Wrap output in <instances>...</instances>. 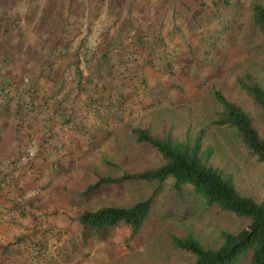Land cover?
Returning a JSON list of instances; mask_svg holds the SVG:
<instances>
[{
	"label": "rangeland",
	"instance_id": "374dc122",
	"mask_svg": "<svg viewBox=\"0 0 264 264\" xmlns=\"http://www.w3.org/2000/svg\"><path fill=\"white\" fill-rule=\"evenodd\" d=\"M254 3L264 0H0V45L14 46L12 70L21 79L35 77L38 58L44 62L63 26H69L63 41L69 47L60 60L63 68L67 65L65 85L76 81V60L82 64L100 56L107 48L101 44L112 37L116 48H108L114 51L109 59L123 66L128 53H134L130 68H138L129 71L132 89L120 97L108 129L89 132L87 155L58 165L51 175L57 180L53 203L39 217L23 213V222L19 211L7 213L27 235L8 239V232L3 233L0 264H194V255L177 249L175 238L191 236L218 249L225 233L249 225L247 219L208 207L190 188L175 191L171 181L104 187L87 198L83 193L99 176L118 178L162 163L153 148L134 141L130 128L154 135L171 131L179 139L191 128L193 134L206 130L207 142L216 147L214 164L233 175L243 196L264 200V163L229 129L214 125L222 110L214 92L221 90L249 113L264 138V111L236 85L239 75L253 71L264 86V41L252 26ZM142 32L149 40L133 44ZM148 198H153V208L136 234L125 225L97 232L80 223L85 211L127 208ZM35 222L40 229L33 228ZM30 236L37 237L32 241Z\"/></svg>",
	"mask_w": 264,
	"mask_h": 264
},
{
	"label": "trees",
	"instance_id": "16d2710c",
	"mask_svg": "<svg viewBox=\"0 0 264 264\" xmlns=\"http://www.w3.org/2000/svg\"><path fill=\"white\" fill-rule=\"evenodd\" d=\"M44 21L45 19H41V24ZM66 21L63 19V22ZM251 21L252 26L264 41V4L254 3L252 5ZM67 29L69 30V26H63L56 42L48 48L44 62L43 58H38L40 61L34 68L36 72L34 78L21 79L17 77L12 70L16 56L14 46L7 42L4 46L0 45V116L12 115L17 120L18 128L26 132L23 135V144L35 136L34 132L26 130L29 129L30 117L43 118L50 109L47 103L38 109L35 100H33L41 87L40 81L42 79L49 80L50 84L58 89V92H61L65 86L64 64L60 60L65 58L64 54L69 47V42H63L64 39L67 41L65 35ZM8 33L10 32L6 29L5 35ZM148 37L147 33L142 32L138 36H134L132 42L144 45L149 40ZM114 38H109L106 41L107 44L102 43L107 48L102 50L99 58L90 57L87 61L100 59L104 63L100 64L99 70L94 69L92 75H96L98 79L110 77L118 84V93L113 102L114 106H118L120 97H126L127 90L131 91L132 89L131 78L128 77L131 73L130 69L135 72L138 68H130L129 60L135 56L134 53H128L129 58H125L127 61L125 64L123 63V66H118L115 60L109 59L114 51L108 48H116L112 44ZM73 65L76 66V75L82 78L78 59ZM117 77H122L124 80L119 84ZM25 79H28V83H25ZM140 83L146 87L145 80ZM79 85L81 87V82ZM236 85L264 111V86L258 82L253 71H246L239 75ZM79 90L81 91L83 88H79ZM15 92L17 94H14ZM214 97L222 108L214 125L229 129L236 141L242 143L259 162L264 163V138L255 128L249 113L239 104L230 101L221 90H216ZM88 106L91 112H98L101 109V104L98 102H92ZM130 133L137 144L153 148L160 156L162 163L156 168L141 173H124L118 178L99 176L94 184L87 187L83 197H90L104 187L120 186L132 182L161 186L171 181L173 189L179 193L190 188L208 207H217L238 218L247 219L249 225L237 233H225L223 243L218 249L206 248L191 236L175 238L176 248L194 255V264H264V200L257 202L253 198L243 196L236 186L233 175L214 164L216 147L207 142L205 129H200L193 134L190 128L182 139L175 137L171 131L162 135H154L149 129L141 127L130 128ZM22 151L23 147L17 161L18 167L23 166L21 163ZM1 166L0 164V176H8L3 174ZM11 191H7L4 196L8 201L12 200L9 196ZM153 203V198H148L127 208L106 207L96 211H85L80 217V223L84 230L93 229L97 232L125 225L131 228L133 234H136L146 223Z\"/></svg>",
	"mask_w": 264,
	"mask_h": 264
},
{
	"label": "crops",
	"instance_id": "0c3cea01",
	"mask_svg": "<svg viewBox=\"0 0 264 264\" xmlns=\"http://www.w3.org/2000/svg\"><path fill=\"white\" fill-rule=\"evenodd\" d=\"M101 63L100 59L91 62L84 60L79 66L81 70H85L82 72L83 77L74 76L75 83L63 86L61 92L49 80L40 81L41 87L33 100L38 109L46 103L50 109L43 118L31 116L29 119V129L26 130L34 132L40 145V152L31 169L17 165L26 132L18 128L17 120L12 115L0 116V164L3 174L8 175L0 176V241L5 239L4 232H8V239L11 234L27 235L21 227L19 230L11 224L7 213L15 215L12 210L15 213L19 211L20 215L17 217L22 222L27 220L23 218V213L26 215L32 212L39 217L43 213V207L53 203L52 191L56 188L57 180L51 175L57 171L58 165L86 156L90 143H85V140L88 139L89 132L107 130V125L113 122L117 113L113 102L118 93V84L110 77L98 79L96 75H92L94 69L99 70ZM71 68L73 69L70 67L69 70ZM108 69L110 70L109 67ZM66 79L68 82V78ZM78 88L84 90L79 93ZM92 102L102 105L101 112L90 111L88 105ZM9 190H12L13 196L8 201L4 196ZM33 228L40 229L37 222ZM36 237L32 236L30 239L33 241Z\"/></svg>",
	"mask_w": 264,
	"mask_h": 264
},
{
	"label": "built area",
	"instance_id": "2783aa9c",
	"mask_svg": "<svg viewBox=\"0 0 264 264\" xmlns=\"http://www.w3.org/2000/svg\"><path fill=\"white\" fill-rule=\"evenodd\" d=\"M25 83H28V79H25ZM40 152V145L37 138L31 137L27 140V142L23 146L22 156H21V163L23 166L29 167L34 164L38 154ZM10 199L13 196V192L9 193Z\"/></svg>",
	"mask_w": 264,
	"mask_h": 264
}]
</instances>
